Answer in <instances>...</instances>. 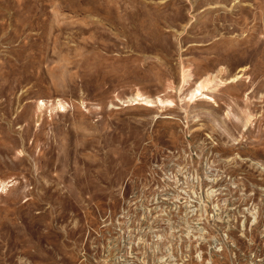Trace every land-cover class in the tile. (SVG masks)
<instances>
[{
	"label": "rangeland",
	"instance_id": "374dc122",
	"mask_svg": "<svg viewBox=\"0 0 264 264\" xmlns=\"http://www.w3.org/2000/svg\"><path fill=\"white\" fill-rule=\"evenodd\" d=\"M0 264H264V0H0Z\"/></svg>",
	"mask_w": 264,
	"mask_h": 264
}]
</instances>
